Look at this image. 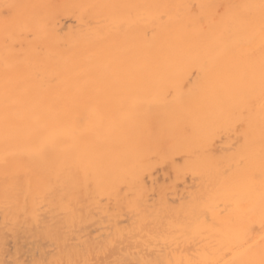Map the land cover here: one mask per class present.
Listing matches in <instances>:
<instances>
[{"label":"bare ground","instance_id":"1","mask_svg":"<svg viewBox=\"0 0 264 264\" xmlns=\"http://www.w3.org/2000/svg\"><path fill=\"white\" fill-rule=\"evenodd\" d=\"M3 1L0 264H264V0Z\"/></svg>","mask_w":264,"mask_h":264},{"label":"rangeland","instance_id":"2","mask_svg":"<svg viewBox=\"0 0 264 264\" xmlns=\"http://www.w3.org/2000/svg\"><path fill=\"white\" fill-rule=\"evenodd\" d=\"M3 2H4L3 0L0 1V10H1V7H2ZM68 13H69V14L72 13V14L67 15ZM68 13H67V14H64V13L61 12L60 18L58 17V16H59V13H56L57 15L55 14L54 19H55V22L57 23V25H58V23H59L60 25H62V24H67V26H68V25H70V24L72 23L71 21H73L74 23L71 24V26L73 25L72 27H74V28H75V27H76V28L79 27V26H77V25H78L77 22H75L76 19H75V17H74V12L70 11V12H68ZM66 15H67V18L65 17V18H66V19H65L64 16H66ZM56 16H57L58 18H57ZM56 18L58 19V21H57ZM73 18H74V19H73ZM70 20H71V21H70ZM69 21H70V22H69ZM91 21H92V20H91ZM91 21H90V22H91ZM94 23H95V22L93 21V24H94ZM63 26H66V25H63ZM64 28H66V27H63L62 29H64ZM64 30H65V29H64ZM64 30H63V32H64ZM60 32H62V30H60ZM0 213H1V212H0ZM0 215H1V214H0ZM124 221H125V216H123V218H122V222H124ZM10 223H11V222H10ZM11 224H12V223H11ZM92 228L94 229V227H91V229H92ZM93 229H92V230H93ZM92 230H91V231H92ZM8 232H9V231H8ZM92 232H94V231H92ZM7 234H8V233H6V237H7V238H5V239H7V240L4 241V244H5V242H6V244L4 245V248H5V247H7V248L9 247L10 249H8V250L6 251L7 248H5L4 253L6 252L7 255L5 254L4 257L7 258L8 253H10V251H11V254H12L13 256H12L11 254H9V256H12L11 258H12L13 260H12L11 258H9V259L12 260V261H10V260L7 258V259L9 260V263H10V262L12 263L14 260H17V262H19V263L21 264L22 260H26L25 258H26L27 255L29 254V252L27 253V251H28V248H29L28 246H30L29 243H32V242H33V241L31 240L32 238L30 239V237H29V239H28V238H27L28 236L26 235V236H23V237H21V238L18 239V240H19V243H22V244H25V245H26V243H27V247H25V245L20 244V248H21V250H19L20 253L24 251V253H21V254H20L19 251H16V250H15V249H16L15 247H16V246H19V244H17V245L15 244V237H14V235H16V233H14V234H12V235H10V234L7 235ZM22 234H23V233H22ZM19 235H20V233L17 234L16 237L19 236ZM23 235H25V234H23ZM11 236H13V240H12V241L9 240L10 238L12 239ZM8 237H9V239H8ZM25 237H26V238H25ZM27 239H28V240H31L32 242H31V241H30L29 243L26 242V241H28ZM24 240H25V241H24ZM33 240H34V239H33ZM39 241H41V240H39ZM24 242H25V243H24ZM13 244H14V245H13ZM11 246H14V247H11ZM23 247H25V250H24ZM13 248H14V249H13ZM11 249H13V250H11ZM14 250H15V252H14ZM8 251H9V252H8ZM13 252H14V253H13ZM16 253H17V257L14 258V255H16ZM26 253H27V254H26ZM24 254H26V256H25ZM22 255H23V257H21ZM24 256H25V257H24ZM29 256H30V255H29ZM29 256H28V258H29ZM20 258H21L22 260H21ZM7 259H4V261H5L4 264H6V263L9 264V263L7 262V261H8ZM6 260H7V261H6ZM20 261H21V262H20ZM13 263L15 264V262H13ZM13 263H12V264H13Z\"/></svg>","mask_w":264,"mask_h":264}]
</instances>
